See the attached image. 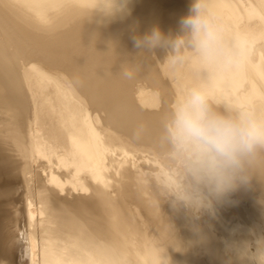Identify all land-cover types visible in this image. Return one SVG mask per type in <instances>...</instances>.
Masks as SVG:
<instances>
[{
    "label": "bare ground",
    "instance_id": "1",
    "mask_svg": "<svg viewBox=\"0 0 264 264\" xmlns=\"http://www.w3.org/2000/svg\"><path fill=\"white\" fill-rule=\"evenodd\" d=\"M209 2L246 58L207 84L190 65L173 73L163 62L173 103L200 85L220 106L264 113V0ZM190 3L132 0L129 15L106 17L99 0H0L13 50L0 46V75L18 107L21 85L29 102L25 121L2 126L0 264H264V164L199 220L173 210L145 179L164 172L154 134L169 108L141 87L134 97L137 79L161 91L166 83L132 37L154 26L178 34ZM18 55L37 60L20 71L21 83ZM141 124L148 131L135 139ZM19 183L23 193L13 195Z\"/></svg>",
    "mask_w": 264,
    "mask_h": 264
},
{
    "label": "clouds",
    "instance_id": "2",
    "mask_svg": "<svg viewBox=\"0 0 264 264\" xmlns=\"http://www.w3.org/2000/svg\"><path fill=\"white\" fill-rule=\"evenodd\" d=\"M131 2L99 0V10L106 17L126 16ZM132 41L139 53L165 50L163 61L171 72L190 65L205 84L239 68L246 58L245 45L226 35L209 0H191L177 35H166L154 26L134 35ZM134 74L131 68L122 72L126 79ZM147 131L141 124L133 136L140 139ZM154 150L164 172L145 179L155 181L161 199L173 210L199 220L204 213L213 215L215 205L232 193L249 186L254 170L264 164V113L250 106H220L207 87L192 86L162 117L154 134Z\"/></svg>",
    "mask_w": 264,
    "mask_h": 264
},
{
    "label": "rangeland",
    "instance_id": "3",
    "mask_svg": "<svg viewBox=\"0 0 264 264\" xmlns=\"http://www.w3.org/2000/svg\"><path fill=\"white\" fill-rule=\"evenodd\" d=\"M0 21H1V23H0V46L2 47L1 50H3V53L5 52L4 53L5 55L11 56L13 50H12L11 46L8 45L5 42V40L3 39L4 38V33H3L4 31L3 30L5 29V27H7L6 26L7 23L2 18H0ZM172 35L175 36V35H177V33L172 34ZM165 54H166L165 50H163V49H160L159 51L155 50L153 53L148 52L147 58L152 62L154 70L157 74V78L160 81L166 83V89L164 91H161L160 89H158L154 86H150L146 80L137 79L133 82V95H134V97H136L135 91L138 89V87H141L144 89V91H147L148 93L153 92V94H154V92H155L156 97L158 98V102L164 101L165 106L170 108L171 105L173 104L175 92L171 87V83L169 82L168 77H166L163 74L162 67H160V65L163 64V62H164L163 60L165 58ZM29 57H30V55L28 57H26L25 55L24 56L18 55L13 61L12 69L16 73V78L18 77L20 79L19 80L20 83H21L20 71L23 69L25 64H28L30 62L33 63L34 61H35V63L37 62V60L29 58ZM23 88L24 87H22V85H21L20 95L21 94H23V95H21L20 98H21V100L23 99L22 101H24V102H22L23 103L22 107L24 109L22 107H18L19 105L17 104V102L15 100H13L12 97H10L11 95H10L9 91L7 90L6 86L4 85V80H3L2 76L0 75V140L5 135L4 132H2L3 131V127H2L3 123L10 122V123L16 124L17 122H20L22 120L25 121V116L28 115V112H29V109H28L29 108V104H28L29 102H28V98H27L28 96L26 95L27 93H25V89H23ZM1 99H3V101ZM3 103H5V104H3ZM2 151L3 150H0V152L3 154ZM1 163L2 162H1V154H0V166H1ZM147 165L148 164H146V166ZM14 186L16 188H15L13 195H17V193L19 195H21L23 193V189H24V187L22 186V183L16 184ZM0 193H1L0 197H2L3 194L1 191V185H0ZM15 205L16 206L20 205V207H21L22 201L20 200V202H17ZM7 207H9V205ZM26 262L27 261H25L24 264H28Z\"/></svg>",
    "mask_w": 264,
    "mask_h": 264
}]
</instances>
